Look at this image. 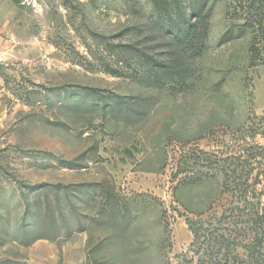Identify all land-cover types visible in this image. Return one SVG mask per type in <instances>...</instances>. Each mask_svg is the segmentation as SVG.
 Segmentation results:
<instances>
[{
    "label": "rangeland",
    "instance_id": "rangeland-1",
    "mask_svg": "<svg viewBox=\"0 0 264 264\" xmlns=\"http://www.w3.org/2000/svg\"><path fill=\"white\" fill-rule=\"evenodd\" d=\"M27 1L3 0L0 29V264H195L194 253L180 256L194 238L188 220L200 229L197 248L215 243L206 234L240 243L243 225L214 221L231 199L211 161L227 159L233 132L264 114V66L253 35L220 43L238 17L232 1L211 0L207 50L184 91L140 84L145 68L123 48L171 56L150 0ZM85 88L141 98L147 115L131 126L105 118L86 108L100 97ZM75 159L84 168L60 165ZM76 184L112 189L127 228L97 221L101 192L53 188ZM43 200L58 227L75 232L24 247L22 219ZM236 253L216 254L233 264Z\"/></svg>",
    "mask_w": 264,
    "mask_h": 264
},
{
    "label": "trees",
    "instance_id": "trees-1",
    "mask_svg": "<svg viewBox=\"0 0 264 264\" xmlns=\"http://www.w3.org/2000/svg\"><path fill=\"white\" fill-rule=\"evenodd\" d=\"M150 1L157 14L156 29L174 48L169 53L171 56L169 59H163L132 45L123 48L131 51L132 57L145 68L146 83H143L146 77L135 76L140 84H147L156 89L173 87L184 91L193 77V62L201 58L207 50L211 29V0H193L189 5H183L184 0ZM231 1L229 5L234 12L232 13L230 9L228 14H238V17L223 34L220 43L226 44L247 35H253L254 54L264 66V0ZM84 90L88 94L100 97L86 108L90 106L91 111L99 112L105 118L109 117L131 126L147 115V108L143 105L141 98L114 93L103 96L102 91L95 88ZM232 138L236 145L235 147L228 145L225 153L227 159L217 160L218 157H212L215 159L211 161L212 166L224 172L222 194L228 195L231 199L228 202L229 209L224 212V219L214 217V221L220 225H243L239 232L243 231L245 238L238 241L240 243H235L238 239L231 241L228 234H221L219 239L214 238V234H206V239L208 237L215 243L211 244L210 248H197L200 229L193 227L188 220L187 224L194 238L187 252L180 256L187 257L194 253L191 261L195 264H220L221 261L216 253L222 251L228 257L233 251L237 252L233 264H264V114L251 117L244 126L233 132ZM78 161V159L60 160V165L69 169L84 168ZM53 188L65 191L68 195L71 188L77 192L86 190L101 192L99 195H102L105 205L101 207L97 221L111 226L118 225V221H126L123 229L127 228L130 217L125 214L120 215L119 218L115 216L113 211L118 200L108 186L76 184L56 185ZM27 189L29 190L28 187ZM38 189H40L38 186L33 188L34 192ZM72 202H70L71 205H73ZM41 204L38 213L28 210L31 217L29 214L22 219L17 239L24 247H30L39 240L56 241L64 235L70 237L75 232L67 227L68 223L63 224L64 231L58 227L53 218L56 210L51 207L50 200H43ZM73 212L77 215L78 209L73 208ZM27 217L30 218L27 219ZM81 228V230L84 229ZM204 244L205 242L201 245ZM230 260L232 263V259Z\"/></svg>",
    "mask_w": 264,
    "mask_h": 264
},
{
    "label": "crops",
    "instance_id": "crops-1",
    "mask_svg": "<svg viewBox=\"0 0 264 264\" xmlns=\"http://www.w3.org/2000/svg\"><path fill=\"white\" fill-rule=\"evenodd\" d=\"M3 14H4V10H3V0H0V29L4 28V23H3ZM5 21V20H4Z\"/></svg>",
    "mask_w": 264,
    "mask_h": 264
},
{
    "label": "built area",
    "instance_id": "built-area-1",
    "mask_svg": "<svg viewBox=\"0 0 264 264\" xmlns=\"http://www.w3.org/2000/svg\"><path fill=\"white\" fill-rule=\"evenodd\" d=\"M27 2H29V5H31L32 7H37V2L35 0H29Z\"/></svg>",
    "mask_w": 264,
    "mask_h": 264
}]
</instances>
